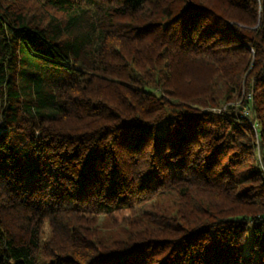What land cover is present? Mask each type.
I'll return each mask as SVG.
<instances>
[{"label": "trees", "instance_id": "1", "mask_svg": "<svg viewBox=\"0 0 264 264\" xmlns=\"http://www.w3.org/2000/svg\"><path fill=\"white\" fill-rule=\"evenodd\" d=\"M42 2L0 0V264H264V0Z\"/></svg>", "mask_w": 264, "mask_h": 264}, {"label": "rangeland", "instance_id": "2", "mask_svg": "<svg viewBox=\"0 0 264 264\" xmlns=\"http://www.w3.org/2000/svg\"><path fill=\"white\" fill-rule=\"evenodd\" d=\"M22 3V7H25L26 10H29L30 15L33 17H39L40 15H43L47 12H54V11H50L48 8H45L43 6V2L42 0H20ZM205 75V72L203 71V73H201V76ZM205 79V76L203 78H201V80H199L200 82L203 81ZM196 83V81H195ZM199 82L197 81L196 85L198 86ZM195 84H192L190 86H186V87H190L188 89H192L193 86ZM246 91L245 89L242 91L241 96L234 98L233 100H229L228 102H226L222 107L220 108H211L209 112H212L214 114H224L225 116H233V115H241L244 118H246L248 120V122L254 127V129L257 131L258 127H259V123H256L254 120L256 117H258L259 115L256 113L257 108L253 107L249 108L246 105L243 106V104L245 103V97L246 95ZM250 95H253V91L250 92ZM234 108V109H232ZM260 122V120H258ZM258 142V141H257ZM259 149V146H258ZM258 162L260 163L261 161V154L259 152V150L257 151V155H256ZM261 164V163H260ZM155 202V200H153ZM128 213V212H127ZM97 219V224L96 227L101 229L102 235L105 237L111 236V233L107 230H105V227L108 226L110 224V215H104V214H98L96 216ZM51 234H52V229L51 226L49 224V222H45L42 226V235H41V241H43L42 243H45L46 241L48 242L51 238ZM105 234V235H104ZM251 231L248 232V237H247V242H246V248H248L250 246V240H251ZM48 260L45 258V256L43 255V249H41L39 251V261L38 264H47Z\"/></svg>", "mask_w": 264, "mask_h": 264}]
</instances>
